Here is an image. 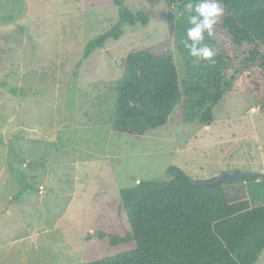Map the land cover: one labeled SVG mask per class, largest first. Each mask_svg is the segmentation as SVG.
Instances as JSON below:
<instances>
[{
  "label": "rangeland",
  "instance_id": "obj_1",
  "mask_svg": "<svg viewBox=\"0 0 264 264\" xmlns=\"http://www.w3.org/2000/svg\"><path fill=\"white\" fill-rule=\"evenodd\" d=\"M125 4L149 22L125 25L121 38L84 58L87 43L119 21L112 0H0V264H82L132 249L98 233L125 235L120 190L169 181L170 166L203 181L237 169L264 173V70L246 69L232 45L236 92L213 107L212 122L185 120L183 103L143 135L112 127L131 52L164 43L180 82L186 75L164 0ZM14 167L35 190L21 189ZM226 188L248 195L246 183Z\"/></svg>",
  "mask_w": 264,
  "mask_h": 264
},
{
  "label": "trees",
  "instance_id": "obj_2",
  "mask_svg": "<svg viewBox=\"0 0 264 264\" xmlns=\"http://www.w3.org/2000/svg\"><path fill=\"white\" fill-rule=\"evenodd\" d=\"M112 1L120 8L119 21L87 43L84 58L107 40L121 38L125 25L149 22L144 10L134 12L125 0ZM188 2L164 0L169 38L182 56L185 80L180 82L175 55L164 43L131 52L117 84L112 127L120 133L139 136L164 126L183 103L188 109L185 120L212 122L213 107L236 92L237 77H228L230 45L246 55V69L264 70V0H221L224 15L214 36L205 34L202 42L215 51L214 62L192 57L184 46ZM11 171L24 192L35 190L18 167ZM168 173L173 177L169 181H140L120 190L130 226L125 235L98 233L112 244L132 242L133 248L82 264H256L264 250V177L249 175L211 187L199 183L219 176L197 180L177 166H170ZM237 182L246 183L247 196L226 188Z\"/></svg>",
  "mask_w": 264,
  "mask_h": 264
},
{
  "label": "clouds",
  "instance_id": "obj_3",
  "mask_svg": "<svg viewBox=\"0 0 264 264\" xmlns=\"http://www.w3.org/2000/svg\"><path fill=\"white\" fill-rule=\"evenodd\" d=\"M189 13L187 20L190 25L186 31L184 46L189 54L200 60L214 62L215 51L202 42L205 34L211 38L215 34V27L219 19L224 15L225 8L221 0H196L185 5Z\"/></svg>",
  "mask_w": 264,
  "mask_h": 264
},
{
  "label": "water",
  "instance_id": "obj_4",
  "mask_svg": "<svg viewBox=\"0 0 264 264\" xmlns=\"http://www.w3.org/2000/svg\"><path fill=\"white\" fill-rule=\"evenodd\" d=\"M255 176V177H264L263 172H250V171H245L241 169L235 170L233 173H226L222 174L219 176L215 181L208 183V182H200L199 184L204 185V186H217L218 184L224 182V181H236L240 178H243L245 176Z\"/></svg>",
  "mask_w": 264,
  "mask_h": 264
}]
</instances>
